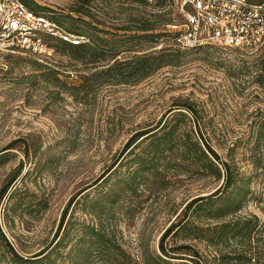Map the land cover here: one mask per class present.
<instances>
[{
	"label": "rangeland",
	"instance_id": "obj_1",
	"mask_svg": "<svg viewBox=\"0 0 264 264\" xmlns=\"http://www.w3.org/2000/svg\"><path fill=\"white\" fill-rule=\"evenodd\" d=\"M22 1L88 42L80 52L60 43L50 62L37 64L2 51L0 41V192L22 164L0 202V225L18 254L30 258L48 245L66 211L54 264H156L159 238L183 217L186 229L172 230L166 248L188 244L200 264H264V46L179 50L178 64L142 77L123 70L119 83L100 72L177 49L171 40L183 20L171 0ZM80 5L88 16L70 12ZM144 24L154 30H131ZM184 102L197 111L199 129L179 109ZM164 124L181 139L205 140L244 182L248 193L235 213H216L227 190L211 207L198 202L185 216L188 203L219 190L222 180L202 175L176 149L140 172L133 187L135 167L127 164L133 155L112 167L129 138ZM96 202L100 219L88 213ZM223 223L242 232L219 240ZM244 224L256 225L250 236ZM90 226L102 229L109 247L89 245ZM0 264H8L1 254Z\"/></svg>",
	"mask_w": 264,
	"mask_h": 264
},
{
	"label": "trees",
	"instance_id": "obj_2",
	"mask_svg": "<svg viewBox=\"0 0 264 264\" xmlns=\"http://www.w3.org/2000/svg\"><path fill=\"white\" fill-rule=\"evenodd\" d=\"M89 0H82L85 5ZM104 1V0H103ZM139 3H145L146 0H136ZM250 3H262L264 0H246ZM24 2V1H23ZM165 2V0H156V5H161ZM24 4L31 9L35 13H39L43 8L31 5L29 3ZM82 4V3H81ZM70 12L79 13L85 16H88V13L83 10L82 5L76 7ZM41 14V13H39ZM43 15V14H42ZM57 23L62 24L59 20L54 18H50ZM129 21H132V18L129 17ZM70 33H76V30L70 26L65 28ZM133 31H141L148 32L154 30L153 27L147 26L146 24L137 26L136 28L131 29ZM63 47L70 49L74 52L86 51V45L73 46L69 44H64ZM181 52L176 49L171 53L159 54L153 56H142L137 58L133 64L131 63H120L114 62L111 66L107 67L104 71H101L100 74H105L110 80H115L119 83H124V72L126 71H134L137 74H140L141 77L145 76L150 71H156L161 67L168 65H176L179 62V58L181 57ZM37 63V62H36ZM38 64V63H37ZM136 74V75H137ZM140 77L139 75H137ZM140 77V78H141ZM180 108L185 110L190 114V121L199 129V116L197 111L194 109L192 104L184 102L180 104ZM182 119L188 118L184 114H180ZM176 127L174 125L164 124L160 127L157 125L153 128L143 130L134 134L127 143L125 144L123 150L121 151L120 157L115 160L112 167L116 165L118 161L123 160V154L133 155V158L128 160V166H134L135 170L133 173V179L131 180L129 187H133L135 177L140 174V172L146 171L147 169H152L155 165L156 159L164 155L167 151H173L174 149L179 151V157L183 161H187L189 165H194L198 171L202 173V175L212 176L215 180H222V185L219 190H216L213 194L207 197H199L192 202L188 203L185 209V216L187 212L191 209V207L198 202L203 203L204 206L211 207L213 204V199L216 197L221 191H230L227 195L226 202L223 203L222 207L216 210V213H219L222 217H228L235 213L242 204L243 199L248 193L247 187L244 182L239 181L237 179L234 170L231 168L229 164L222 162L216 153V151L205 142V140L199 141H191V139L184 135L183 139L179 136L175 135ZM147 141V142H146ZM146 142V144L144 143ZM16 142H13L14 145ZM23 143V142H22ZM143 146V147H142ZM9 149V148H6ZM26 149V147H25ZM138 149L139 152H135ZM181 149V152H180ZM24 155L27 157V151L24 150ZM34 155V154H33ZM111 167V168H112ZM22 169V164L20 163L15 174L12 176L9 183L1 190L0 192V202L3 196L8 191L11 184L16 180L18 175L20 174ZM81 193V192H80ZM78 193V195L80 194ZM104 198H107L105 196ZM73 200V199H72ZM99 202H96L94 207L88 212L89 215H93L95 218H101V212H96L94 209ZM103 213V212H102ZM66 211L61 217V222L58 227L57 233L55 234L53 240L46 245L42 250L38 253L30 256V258H24L18 254V252L11 246L8 242L4 232L2 231L0 225V248H1V256L6 258L8 264H54L53 261L50 260L51 254L60 246L61 239L58 238L59 231L61 229V225L65 218ZM187 226L186 217H183L176 224H171L161 235L158 242V251L160 256L156 258H151V261L160 264H170L169 262H173V260H187L190 264H200V256L197 250L192 248L188 244H176L169 248L165 246V240L170 235L172 230L176 229L177 232L184 231ZM244 229H247V234L250 236L256 229L255 224H244ZM242 232V228L237 226L236 224L223 223L216 234L217 239L219 240H227L229 238L228 234L231 233V238H234L235 235ZM212 240H209L211 242ZM90 246L96 247H109L110 242L105 239V234L102 232V229H99L94 226L89 227L88 240ZM103 249H99V251H104ZM185 254L187 257H183ZM164 259H168V261ZM73 264H85L82 262H74ZM186 264V263H184Z\"/></svg>",
	"mask_w": 264,
	"mask_h": 264
},
{
	"label": "built area",
	"instance_id": "obj_3",
	"mask_svg": "<svg viewBox=\"0 0 264 264\" xmlns=\"http://www.w3.org/2000/svg\"><path fill=\"white\" fill-rule=\"evenodd\" d=\"M171 1L183 20L171 40L178 50L209 45L237 49L264 46V2ZM0 41L6 53L21 54L47 64L56 55L58 44L79 46L88 39L33 12L22 0H0Z\"/></svg>",
	"mask_w": 264,
	"mask_h": 264
},
{
	"label": "snow or ice",
	"instance_id": "obj_4",
	"mask_svg": "<svg viewBox=\"0 0 264 264\" xmlns=\"http://www.w3.org/2000/svg\"><path fill=\"white\" fill-rule=\"evenodd\" d=\"M13 27H15V24L13 25Z\"/></svg>",
	"mask_w": 264,
	"mask_h": 264
}]
</instances>
